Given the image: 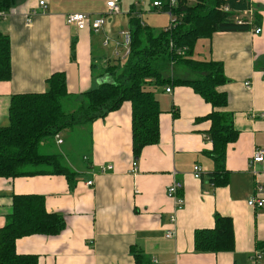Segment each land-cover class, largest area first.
I'll use <instances>...</instances> for the list:
<instances>
[{"label":"crops","instance_id":"crops-1","mask_svg":"<svg viewBox=\"0 0 264 264\" xmlns=\"http://www.w3.org/2000/svg\"><path fill=\"white\" fill-rule=\"evenodd\" d=\"M108 1L15 0L10 15L0 21V33L10 41L12 69L10 81L0 82V127L8 124L11 97L48 91L46 80L54 73L65 75L67 94L72 97L63 104L70 105L69 111L84 92L98 88L100 80L110 79L103 74L111 66L103 42L109 38L114 45L118 33L130 28L113 30L109 20L102 31L94 33L90 28L76 31L65 23V17L73 13L87 14L90 21L99 18L106 13ZM248 1L252 12L236 16L253 23L256 13L260 21L255 26L199 39L192 56L195 61L220 64L226 79L217 88L227 97L221 111L238 132L236 141L226 149L228 185L215 188L208 183L214 169L208 156L212 149L207 135L210 121L205 119L210 105L190 86H158L160 91L153 94L161 110L159 140L145 147L138 158L130 147V106L123 103L103 119L68 128L85 132L86 140L78 134L87 148L81 156L82 166L77 160L72 165L67 162L77 173L72 187L60 175L0 178V228L11 212L13 195L42 196L46 211L65 219V228L57 236L18 239L17 254L38 256L39 264H134L133 248L156 264H257L253 256L259 252L264 264V250L257 248L264 242V206L253 209L246 205L258 185L264 198V172L254 178L249 169L253 151L264 149V0ZM118 4L121 7V0ZM31 10L37 14L26 25L24 17ZM132 20L139 22L132 18L130 25ZM254 27L261 28V33L254 34ZM60 135L61 144L54 138L44 148L59 149L64 144L62 132ZM132 161L137 163L134 174L130 173ZM104 165H111L113 171L91 176V170ZM195 165L202 168L198 180L192 176ZM174 180L183 185L184 207L172 226L169 216L174 202L166 196V189ZM88 181H93L92 187L86 186ZM215 215L231 219L233 251L197 253L194 232L213 228ZM169 231L173 236L168 239Z\"/></svg>","mask_w":264,"mask_h":264},{"label":"trees","instance_id":"trees-1","mask_svg":"<svg viewBox=\"0 0 264 264\" xmlns=\"http://www.w3.org/2000/svg\"><path fill=\"white\" fill-rule=\"evenodd\" d=\"M14 3L15 0H0V12H9ZM223 7L228 11L223 12ZM250 7L248 0H176L175 8L171 9L176 25L159 33L133 19L130 54L126 61L124 64L115 61L117 64L108 66L103 74L109 75L110 79L98 88L84 92L71 112L64 111V100L72 97L67 94L64 73L52 74L46 80L49 89L44 93L13 95L8 124L0 127V178L60 175L72 187L77 173L60 153L48 149L43 152L44 145L52 144L54 136L65 129L87 126L105 118L120 109L123 103L130 104V147L134 158H138L145 147L159 140L161 110L152 89L187 85L211 107L205 117L210 121L207 135L212 143L208 156L214 164L208 183L215 188L227 186L230 173L225 167L226 149L228 144L236 141L238 132L221 111L227 97L217 88L226 79L220 64L195 61L192 56L199 39L209 38L217 32L250 29V25H238L234 21L237 13ZM259 21L255 13L251 25L255 26ZM71 54H74V42ZM178 64L204 77L201 80L175 78L170 71ZM11 78L10 41L0 33V82ZM64 228V216L48 213L44 197L13 195L11 212L0 228V264H39L38 256L17 254L16 241L32 235L54 237ZM233 248V224L228 217L215 215L213 228L194 232L197 253L231 252ZM257 248L263 251L264 242L258 243ZM130 251L134 264H151L141 251L133 248Z\"/></svg>","mask_w":264,"mask_h":264},{"label":"built area","instance_id":"built-area-1","mask_svg":"<svg viewBox=\"0 0 264 264\" xmlns=\"http://www.w3.org/2000/svg\"><path fill=\"white\" fill-rule=\"evenodd\" d=\"M119 0H111L106 3V14H102L99 18L94 19L90 21V17L87 14H80V13H73L68 14L65 17V23L68 27H73L76 31L84 30L85 28H90L94 33H99L102 31V28L105 24L104 16L108 15H118L120 13L119 6H118ZM176 0H165L164 2L157 0L152 2V7L156 10H159L160 12L167 13L170 18V26L168 28H171L176 25V18L173 12H171V9L175 8ZM40 7L44 6L43 2L39 3ZM223 12H227L228 8L223 7ZM252 11L248 9V11H244L243 14L247 15L250 14ZM239 12L238 14H240ZM37 11L31 10L25 14L24 21L26 25H30L32 22V19L34 16H36ZM10 15L9 12H0V21L4 20ZM235 23L238 25L242 24H248L251 25V19L246 20L242 17L235 16L234 18ZM167 29V28H165ZM253 33L258 35L261 33V28L254 27ZM111 40L109 38H105L103 42V46L107 47L110 45ZM130 48H131V32L130 30H123L120 31L117 35V37L114 39V45H113V59L115 61L123 62L125 61L129 54H130ZM247 86V84H245ZM166 93H170V89L166 88ZM54 138L56 139L57 144H61L62 141L60 139L59 134L55 135ZM83 161H87V158L84 157ZM259 168V170L257 169ZM249 169L250 173L254 178H257L261 173L264 172V149H255L252 153L250 162H249ZM113 167L111 165H104L98 167L96 170H91V176L95 177L98 174L108 173L112 172ZM137 171V163L135 161H132L131 163V169L130 173L134 174ZM202 174V168L200 165H195L192 171V176L194 179H199ZM86 186L92 187L93 181L86 182ZM182 189L183 185L180 181L174 180L166 189V196L171 199L174 202V210L173 213L169 216V223L174 226L176 223V214L183 209L184 207V201L182 198ZM246 205L253 209H261L264 206V198L262 196V187L258 185L256 187V194L255 196L251 197ZM173 236V232L169 231L167 232L165 238H171ZM254 257V261L257 260L260 261L262 256L259 252H256ZM151 264H156L155 262H151ZM256 264V263H255Z\"/></svg>","mask_w":264,"mask_h":264},{"label":"rangeland","instance_id":"rangeland-1","mask_svg":"<svg viewBox=\"0 0 264 264\" xmlns=\"http://www.w3.org/2000/svg\"><path fill=\"white\" fill-rule=\"evenodd\" d=\"M152 1L153 0H121V7L119 6L120 13L118 15H108L104 16V19L106 22L112 21V29H121V28H127V26L131 29L132 25L129 24V20L132 18L139 19V22L143 26L150 27L154 33H159L163 31L165 28H168L170 26V18L167 13L160 12L159 10H155L152 7ZM102 14H106L103 12ZM119 27V28H118ZM102 34V33H100ZM113 44L110 43L106 49L104 48L103 51L105 52V57H108V64L112 66L114 63L117 64L112 56V53L110 50L113 48ZM202 48H200V51ZM194 52V51H193ZM126 61V60H125ZM123 61L121 64H124ZM122 70H119L121 72ZM170 74H172L175 78H180L181 75H184L189 80H201L204 75L193 73L190 68L185 67L183 64H178L177 66H174ZM109 76V75H108ZM159 92V89L153 88L152 92ZM129 104V103H128ZM68 105H64V111L68 112ZM130 106V104H129ZM85 136V132L79 130V128L74 129H65L62 131V140L64 141V144L59 148H51V152H57L61 153L63 157L65 158V162L74 163V160L78 162L82 166L81 162V156L86 153L87 148L84 144H81L82 137ZM60 139L61 135L59 133ZM84 140H86V137H83ZM43 152L48 151L47 149L43 148ZM85 163V161H83ZM75 165V164H74ZM257 264H261L260 261H256Z\"/></svg>","mask_w":264,"mask_h":264},{"label":"water","instance_id":"water-1","mask_svg":"<svg viewBox=\"0 0 264 264\" xmlns=\"http://www.w3.org/2000/svg\"><path fill=\"white\" fill-rule=\"evenodd\" d=\"M106 80L102 79L99 81V85H101L102 83H104Z\"/></svg>","mask_w":264,"mask_h":264}]
</instances>
